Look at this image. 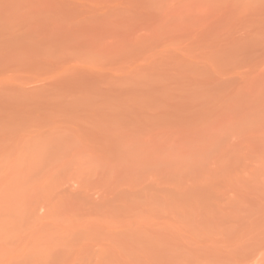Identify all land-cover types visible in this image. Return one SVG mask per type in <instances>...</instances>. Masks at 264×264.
Returning <instances> with one entry per match:
<instances>
[{
    "label": "rangeland",
    "instance_id": "rangeland-1",
    "mask_svg": "<svg viewBox=\"0 0 264 264\" xmlns=\"http://www.w3.org/2000/svg\"><path fill=\"white\" fill-rule=\"evenodd\" d=\"M0 264H264V0H0Z\"/></svg>",
    "mask_w": 264,
    "mask_h": 264
}]
</instances>
